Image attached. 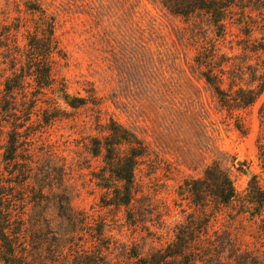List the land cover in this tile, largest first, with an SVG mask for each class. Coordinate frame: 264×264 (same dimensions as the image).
<instances>
[{
	"label": "rangeland",
	"instance_id": "obj_1",
	"mask_svg": "<svg viewBox=\"0 0 264 264\" xmlns=\"http://www.w3.org/2000/svg\"><path fill=\"white\" fill-rule=\"evenodd\" d=\"M24 1L28 0H0V32L9 27L10 44L20 48V27L31 19ZM41 4L55 18V35L66 55L65 60L57 59L56 77L67 82L71 94L99 102L67 110L33 137L30 154L21 159H30L37 177L46 176L53 191L65 189L72 209L85 214L92 230L103 226L98 247L107 263L132 264V253L146 256L166 247L179 225L191 220L190 214L196 235L202 223L200 209L191 204L183 186L185 181L201 180L212 165L228 173L240 196L246 193L250 175L257 176L264 189V91L251 106L233 111L231 118L201 79L200 70L206 68L194 63L204 49L214 48V62L220 65L214 68L223 88L231 84L234 89L257 90L264 82V12L241 18L239 10L232 11L224 35L218 37L205 16H173L159 0ZM110 120L146 148L134 170L127 208L104 207L105 191L93 177L103 164L90 154V140L104 137ZM33 193L29 197L36 196ZM32 203L27 211L34 218L40 209H32ZM221 209L209 222L207 238L198 240L201 250L208 247L206 264L218 258L224 264L264 263V232L236 215L238 202ZM43 210L44 227L58 225L54 207ZM85 231V237L75 235L71 245L89 241L91 231ZM46 234L43 248L54 249L56 241L49 231ZM43 257L52 259L47 253Z\"/></svg>",
	"mask_w": 264,
	"mask_h": 264
},
{
	"label": "trees",
	"instance_id": "obj_2",
	"mask_svg": "<svg viewBox=\"0 0 264 264\" xmlns=\"http://www.w3.org/2000/svg\"><path fill=\"white\" fill-rule=\"evenodd\" d=\"M159 2L173 16H205L218 37L224 35L232 11L239 10L241 18L253 12L258 15L264 12V0ZM23 4L25 12L31 15V19L20 27L23 29V47L10 44L9 27H2L0 32V48L4 49L0 54L3 59L0 63V263L109 264L98 247L103 226L100 225L97 231L92 230L85 214L72 209L69 193L65 189L53 191L46 176L37 177L33 162L21 159L22 154H30L33 137L60 119L67 110L74 111L99 102L93 97L71 94L67 82L56 77L57 59L65 60L66 55L55 35V18L43 7L41 0H28ZM215 54L214 48L204 49L195 57L194 63L198 68H206L200 70L201 79L213 92L221 110L232 118L233 111L246 109L261 96L264 82L257 90L234 89L231 84L223 88L222 76L215 72L220 66L214 62ZM235 129L241 132L237 125ZM106 131L104 137L90 140V154L100 157L103 164L93 177L105 191L104 207L127 208L133 195L134 170L146 154V148L133 133L113 120L106 124ZM261 169L264 171V165ZM58 187H61L60 180ZM183 187L191 204L200 209L202 223L197 236L193 214H190L192 221L179 225L169 245L146 256L132 253V264H206L210 253L207 246L203 245L201 250L198 240L201 236L207 238L209 222L216 219L221 208L235 201L238 202L236 215L252 221L264 232V189L257 176H249L243 196L236 192L228 173L217 165L206 168L201 180L185 181ZM33 192L36 196L29 197ZM31 202L32 209H40L34 218L27 211ZM48 205L54 207L59 223L56 226L45 224L47 230L42 221L47 217L43 209ZM209 205L214 209L208 211ZM85 230L91 231L90 240L82 239L71 245L75 235L85 237ZM46 231L56 241L54 249L43 248L47 242ZM194 237L198 239L194 240ZM108 245L105 243L104 248ZM44 253L52 259L44 260ZM222 262L218 258L215 264H224ZM239 264L264 263L243 260Z\"/></svg>",
	"mask_w": 264,
	"mask_h": 264
}]
</instances>
